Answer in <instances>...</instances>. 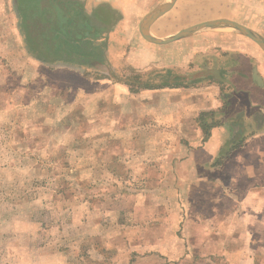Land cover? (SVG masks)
Masks as SVG:
<instances>
[{
    "label": "rangeland",
    "instance_id": "1",
    "mask_svg": "<svg viewBox=\"0 0 264 264\" xmlns=\"http://www.w3.org/2000/svg\"><path fill=\"white\" fill-rule=\"evenodd\" d=\"M165 1L123 0L124 5L133 6L126 7L127 12L121 10L119 17H134L140 23ZM139 8L142 12L133 11ZM219 18L240 19L236 21L252 28L258 22V0H176L152 24L151 32L164 38ZM20 22L15 0H0V264H169L166 255L153 254L151 249H159L164 234L171 231H177L187 246L198 244V252H188L178 264H226V255L233 260L264 264L262 212L258 220L245 224L249 227L247 235L237 233L229 238L232 245H226L225 252L234 251L218 257V253L210 255L199 250L206 244V237L202 235L205 223L200 224L198 213L209 212L207 219H213L215 210L229 213L225 190L212 189L207 194L204 179L202 195L218 204L215 210L207 209V204L197 208L182 205L175 190L178 179L174 177L176 168L186 162L189 146L175 151L176 141L154 140L159 135L157 104L140 107L144 100L138 99L140 93L133 92L147 85L154 89L164 84L190 88L199 81L178 75L190 71V67L167 69L166 82L155 78L144 83L140 81L146 80V74L130 72L122 63L123 75L132 77L129 81L133 94L123 103H113L117 107L112 109L108 103L115 101L110 93L89 92L92 85L77 76L54 78L61 85L26 76L22 84V63L13 60L14 32H20ZM136 31L146 39L141 26ZM236 32L244 34L233 27H206L178 39L179 43L169 44V53L179 55L180 43L186 56L198 46L203 52L207 43L210 47L218 40V35H229L231 40L239 35ZM191 38L196 40L193 46ZM245 69L252 72L248 64ZM152 72V76L157 74ZM171 78L177 80L170 83ZM68 84L70 88L81 85L85 92H61ZM96 101L102 102L101 107L97 104L99 109ZM205 114L194 116L193 125L200 124ZM165 143L174 145L172 152L162 149ZM164 152L168 156L164 157ZM158 162L163 167L171 165V169L167 173L159 170ZM174 179L172 187L169 181ZM189 192L196 195L192 187ZM201 202L205 203L203 199ZM191 229L195 230L192 240ZM166 239L165 247L170 250L179 244L178 240ZM240 247L246 252L235 250Z\"/></svg>",
    "mask_w": 264,
    "mask_h": 264
},
{
    "label": "crops",
    "instance_id": "2",
    "mask_svg": "<svg viewBox=\"0 0 264 264\" xmlns=\"http://www.w3.org/2000/svg\"><path fill=\"white\" fill-rule=\"evenodd\" d=\"M15 4L21 26L20 32H14L16 55L13 60L22 63V84L26 76L59 85L54 78L63 80L77 76L92 85L89 92L95 95L110 93L115 101L108 103L112 109L117 107L113 103H123L133 92L140 93L138 99L144 100L140 107L157 104L159 135L154 140L163 142L168 138V141H176L174 150L189 146L186 162L176 168L174 177L178 179L175 190L182 205L197 208L199 204H207V209L215 210L214 205L218 204L202 195V181L206 179L207 194L210 195L212 189L223 188L226 203L231 207L227 214L215 210L217 213L214 212L213 219H207L209 212L198 213L200 224L205 223L202 235L206 237V244L199 250L210 255L218 253V257L234 251L228 249L225 252V246L232 245L229 238L237 233L247 235L249 227L245 224L258 220V213H264L263 48L253 39L236 32L239 35L231 40L229 35H218V40L210 47L207 43L206 50L199 52L198 46L189 56L184 54L183 43H180L181 53L173 55L169 53L168 45L179 43L177 40L167 44L149 42L136 31L141 21L139 23L134 17L128 19L126 15L119 17L121 10L127 12L125 8L133 6L124 5L123 0H15ZM133 11L142 12L141 8ZM256 23L252 28L264 35V0H258ZM189 41L193 46L196 40L191 38ZM122 63L130 68V72L146 74V80L140 82L149 83L155 78L166 82L167 69L190 67V71L178 75L199 83L190 88L164 84L154 89L147 85L140 92H132L129 81L132 77L123 75ZM246 63L252 72L246 71ZM42 68L49 72L45 73ZM152 71L157 74L152 76ZM176 80L169 79L170 83ZM64 88L60 91L85 92L81 85L70 88L68 84ZM18 91L22 92V89L18 88ZM97 104L101 107L102 102L96 101ZM200 112L206 114L199 120L200 124L193 125L194 116ZM171 147L174 145L165 143L162 149L169 153ZM160 154L158 151V157ZM163 155L168 156L166 152ZM160 163L156 164L159 170L167 173L171 169V165L166 163L163 167ZM174 182L175 179L170 180V186L174 187ZM191 187L196 195L195 192L190 194ZM197 193L202 196L197 197ZM202 199L205 203L201 202ZM176 200L180 201L179 197ZM189 234L192 240L195 230L191 229ZM167 237L178 240L179 244L173 250L165 247ZM184 243L177 231H171L164 234L159 249L151 250L153 254L166 255L169 264H178L188 252H198V244L187 246ZM237 249L242 251L243 248ZM225 257L226 264H250L233 260L232 256Z\"/></svg>",
    "mask_w": 264,
    "mask_h": 264
},
{
    "label": "water",
    "instance_id": "3",
    "mask_svg": "<svg viewBox=\"0 0 264 264\" xmlns=\"http://www.w3.org/2000/svg\"><path fill=\"white\" fill-rule=\"evenodd\" d=\"M175 2L176 0H166L163 4H161L160 6L156 7L148 14H146V16L142 19L140 26L142 29V34L147 40L158 44H167L172 41L193 35L206 27H210V28L233 27L239 30L240 32L250 36L264 49V36L262 34L257 32L253 28H250L236 20H232L229 18H219V19L200 22L190 27L184 28L176 32L175 34H172L164 38H159L154 36L151 32L152 24L158 18H160L162 15L168 12L174 6Z\"/></svg>",
    "mask_w": 264,
    "mask_h": 264
}]
</instances>
